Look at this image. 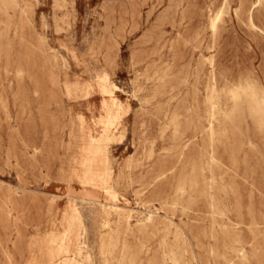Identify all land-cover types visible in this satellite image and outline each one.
Listing matches in <instances>:
<instances>
[{
    "label": "rangeland",
    "instance_id": "obj_1",
    "mask_svg": "<svg viewBox=\"0 0 264 264\" xmlns=\"http://www.w3.org/2000/svg\"><path fill=\"white\" fill-rule=\"evenodd\" d=\"M144 1L0 0V264H264V121L219 118L216 163L205 132L210 73L264 98V0L214 36L223 0ZM99 204L131 213L106 261Z\"/></svg>",
    "mask_w": 264,
    "mask_h": 264
},
{
    "label": "bare ground",
    "instance_id": "obj_2",
    "mask_svg": "<svg viewBox=\"0 0 264 264\" xmlns=\"http://www.w3.org/2000/svg\"><path fill=\"white\" fill-rule=\"evenodd\" d=\"M144 1V0H143ZM173 1V0H171ZM262 0H251V2L249 3V6L252 7V5L256 4V5H259L261 3ZM145 2V1H144ZM177 2V1H176ZM134 3V2H133ZM172 4V3H171ZM180 4V3H179ZM182 5V4H181ZM176 6V5H175ZM226 6H227V2L223 0V5L220 7V9L215 13L213 14L211 11H210V14H208V29L210 31V34L212 36L215 35L217 29H218V25L220 24V22L222 21V16L224 15V11L226 10ZM171 7H173L171 5ZM176 8V7H174ZM251 9V8H250ZM167 10V9H166ZM140 15V14H139ZM160 20V19H159ZM164 23V22H163ZM171 26V25H170ZM124 34V33H123ZM201 34V33H200ZM159 37V36H158ZM196 37V36H195ZM198 39V38H197ZM196 40V39H195ZM194 41V40H193ZM192 41V42H193ZM186 42V41H185ZM195 42V41H194ZM186 44V43H185ZM189 44V43H187ZM213 45V43H212ZM211 46V44H210ZM204 47V46H203ZM216 47V46H215ZM208 49V48H207ZM206 49V51H207ZM204 50V48L202 49ZM112 52V51H111ZM206 53V52H205ZM209 55V54H208ZM211 55V54H210ZM202 56V55H201ZM203 57V56H202ZM201 57V58H202ZM200 58V59H201ZM112 60V59H111ZM202 61V60H201ZM204 62V61H203ZM207 64L209 66V68L211 69L212 68V62L210 59L207 60ZM202 69H204L202 67ZM211 72V70H210ZM201 73V72H200ZM212 75V81L209 82V87H208V94L206 96V101L208 103V107H207V113H206V118H205V132L207 133L208 135V138H209V145H208V157L210 159L211 162L213 163H216L217 162V159L215 157V153H214V145H213V142H214V139H215V125H216V122L218 121V119L220 118V120L222 118H226V119H230V117L235 113V109L236 107H238L239 105L243 106L244 109H246L249 113L255 115V117L260 121V122H263L264 121V98L258 96L256 93L253 92V94H251V98L253 99H250V101H239L242 94H246L248 89H251L252 87L248 88V87H245V86H240L236 91L235 90H231L229 88H227L226 90V98L229 100L230 102V105L227 109H223L222 108V105L220 103V95H217L216 94V88H215V81H214V76H213V72L210 73ZM159 77V76H158ZM158 83V81H157ZM156 84V83H155ZM154 84V85H155ZM157 86V85H156ZM205 87V86H204ZM159 88V87H158ZM157 88V89H158ZM160 89V88H159ZM225 89V88H223ZM205 90H206V87H205ZM221 91V90H220ZM157 93V91L155 92V94ZM152 95V94H151ZM157 96V94H156ZM254 97H258L257 99H254ZM155 98V97H153ZM228 102V104H229ZM228 106V105H227ZM173 117V116H172ZM171 119V118H170ZM171 121V120H170ZM176 121V120H175ZM172 122V121H171ZM174 122V121H173ZM169 123V122H168ZM170 124V123H169ZM174 127V131L177 130V126L175 123L172 124ZM169 126V125H168ZM172 130V129H171ZM173 131V130H172ZM173 131V132H174ZM177 134V133H175ZM217 136V135H216ZM195 138V137H194ZM223 138V137H222ZM191 141V140H190ZM185 148V147H184ZM147 150V149H146ZM145 150V151H146ZM184 150V149H183ZM153 151V150H152ZM159 152V151H158ZM182 153V152H181ZM145 154V153H144ZM162 154V153H161ZM151 155V153H150ZM153 155V154H152ZM131 156V155H130ZM158 156L159 153H158ZM157 156V157H158ZM129 157V156H128ZM144 157V156H143ZM152 158V156H151ZM150 158V159H151ZM130 159V158H129ZM148 159V160H150ZM140 161V160H139ZM145 161V160H144ZM138 162V161H136ZM132 164V163H131ZM135 165V163H133ZM132 164V165H133ZM141 164V163H140ZM126 165V164H125ZM133 165V166H134ZM142 165V164H141ZM137 166H139L137 164ZM137 168V167H136ZM129 170V168H128ZM170 172V171H169ZM129 174V173H128ZM165 174V173H164ZM169 174V173H168ZM164 176V175H163ZM162 178V177H161ZM127 179V178H126ZM128 180V179H127ZM155 180V179H154ZM122 181V180H121ZM126 181V180H125ZM130 181V180H129ZM127 181V183L129 182ZM155 182V181H154ZM153 183V182H152ZM126 185V184H125ZM151 186V185H150ZM149 188V187H148ZM185 189V185L184 184H181V185H178L175 189V192L179 193V194H182V192L184 191ZM146 190V189H145ZM144 190V191H145ZM83 200V199H81ZM97 206V205H96ZM99 209H100V229L102 230V234L104 235H101L99 236V244H98V253L99 255L101 256V259L103 257V261H106V259L104 258L108 253L111 252V250L113 249V247L115 246V242H116V236L115 235H112V221H110L111 217H113V220L115 221V223L123 226V228L126 229H129L130 228V223H129V219H130V214L131 213H126V217H124V213H122V208L118 207V206H114V205H103V204H99ZM1 210V209H0ZM126 212V211H124ZM148 216V215H147ZM149 218V217H148ZM142 224V223H141ZM116 225V224H115ZM119 225H117L116 227H118ZM145 226H143V228H139V230H144ZM99 229V230H100ZM115 229V228H114ZM114 234H117V230L113 231ZM126 232V231H125ZM128 232H131L130 230H128ZM120 235V233H118ZM17 235V234H16ZM128 235H131V233H128ZM123 237L126 236V233L124 235V231H123ZM128 237V236H127ZM133 238V237H132ZM121 241L123 242L122 240V237H121ZM126 241V240H125ZM138 242V241H137ZM124 244V243H121L120 244V248H121V245ZM126 244V243H125ZM141 244V243H140ZM5 246V245H4ZM144 247V246H143ZM5 248V247H4ZM116 248V247H115ZM124 248V247H123ZM13 249V248H12ZM117 249V248H116ZM127 249V248H126ZM130 249V248H128ZM140 249H141V246H140ZM1 250V249H0ZM114 250V249H113ZM124 250V249H123ZM143 250V249H142ZM141 250V251H142ZM3 251V250H2ZM116 251V250H115ZM128 251V250H127ZM126 250L124 252H127ZM244 251L245 249L241 248L240 250V255H244ZM117 253V252H116ZM121 253V251H120ZM119 253V254H120ZM10 254V253H9ZM114 254V253H112ZM118 254V255H119ZM122 254V253H121ZM5 255V254H4ZM116 255V254H115ZM125 254H123L120 258H119V261L116 262L117 264H121V262L123 261L125 264H133L132 262L134 261V257L132 256V254H128L126 256H124ZM11 256V255H10ZM3 257V256H2ZM125 257V258H124ZM5 258H7L5 256ZM111 259V258H110ZM126 259V260H125ZM166 261H169V258L167 256H165L164 258ZM4 260V259H2ZM9 260V259H8ZM108 260V259H107ZM125 260V261H124ZM11 261V260H10ZM2 263V262H1ZM10 264V263H9Z\"/></svg>",
    "mask_w": 264,
    "mask_h": 264
},
{
    "label": "crops",
    "instance_id": "obj_3",
    "mask_svg": "<svg viewBox=\"0 0 264 264\" xmlns=\"http://www.w3.org/2000/svg\"><path fill=\"white\" fill-rule=\"evenodd\" d=\"M105 154L107 155L108 151H107V147L104 149Z\"/></svg>",
    "mask_w": 264,
    "mask_h": 264
}]
</instances>
